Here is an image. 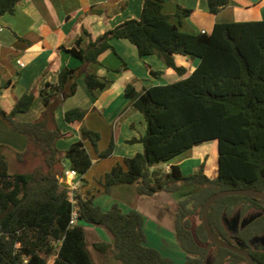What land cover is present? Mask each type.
<instances>
[{"label": "trees", "instance_id": "trees-1", "mask_svg": "<svg viewBox=\"0 0 264 264\" xmlns=\"http://www.w3.org/2000/svg\"><path fill=\"white\" fill-rule=\"evenodd\" d=\"M21 1L0 0V17L14 13ZM167 1L143 0L139 18L107 30L85 49L73 48L70 52L82 63L63 68L56 83H46L40 90L44 110L38 119H16L32 107L33 92L22 94L9 112L0 106V121L27 140L26 150L15 156L28 167L10 173L5 147L0 145V264H95L84 223L108 233V242H94L92 247L119 264H173L170 257L147 244L145 219L138 211L125 212L116 203L103 210L94 195L75 192L71 196L61 185L64 163L78 175L90 169L93 161L84 141L89 140L96 149L99 134L82 127L81 140L60 151L57 142L70 133L60 130L55 111L75 94L81 76L92 93L107 86L108 81L87 71V66L99 63L104 52H115L110 43L113 39L128 40L141 58L157 56L179 76L186 74V68L176 62L175 55L198 59L199 63L189 76L173 83L141 92L133 84L126 86L125 96L146 123L144 135L129 142L141 143L143 151L125 158L124 165L113 166L100 180L102 191L111 194L117 187L133 185L139 196L184 192L175 215V239L185 254L183 264H247L242 256L209 241L201 213L205 201L219 191L264 192V20L218 22L211 33H187L163 12ZM206 1L211 14L229 4V0ZM191 12L178 6L175 16L182 23ZM121 68H126V63ZM151 74L160 75L161 71ZM85 115L79 108L67 110L64 121L80 124ZM213 140L218 154L215 177L206 174L204 163L188 175L178 165L163 168L193 147ZM113 149L111 140L100 157L110 156ZM74 210L78 222L71 225ZM254 211L259 215L245 222ZM236 213L242 225L231 233L225 219ZM195 216L199 224L194 223ZM208 219L216 237L246 249L254 264H264V248L252 244L264 237L262 200L221 198L211 205Z\"/></svg>", "mask_w": 264, "mask_h": 264}, {"label": "crops", "instance_id": "crops-1", "mask_svg": "<svg viewBox=\"0 0 264 264\" xmlns=\"http://www.w3.org/2000/svg\"><path fill=\"white\" fill-rule=\"evenodd\" d=\"M142 4L143 0H22L14 13L0 17L1 108L9 112L22 94L33 92L35 100L32 107L26 113L17 114L16 119L20 122L38 119L44 110L39 95L40 90L46 83H56L63 68H76L82 63L70 51L77 47L85 49L90 41H95L107 30L125 20L139 18ZM178 6L192 11L190 17H186V27L183 22L179 23L178 20L177 22L184 28L181 31L193 34L202 31L211 33L214 24L218 22L264 20V0H229L228 6L217 14L209 12L206 0H170L164 4L163 12L170 15L171 22L177 26L174 17ZM194 17L199 21L195 24L193 21L190 23L189 20ZM203 20L207 22L202 23ZM78 40H80L79 44H77ZM110 43L115 52L106 51L100 55L99 63L87 66V71L106 79L107 86L101 91L92 93L87 88L84 76H81L75 94L66 98L55 111V121L60 130L70 133L69 137L57 142L60 151H66L73 143L81 140L82 127L99 134L96 149L89 140L84 141L93 164L85 174L76 177V181H79L77 192L82 195H94L96 203L94 190H98L90 188L94 183L92 179L103 178L113 166L124 165L125 158L143 151L141 143L129 142L144 135L146 123L143 115L125 96L126 86L133 84L136 90L141 92L152 86L173 83L189 76L199 63L198 59L175 55L176 62L186 68V74L179 76L168 69L163 60L155 55L141 58L136 47L128 40L113 39ZM123 63H126V68L122 69ZM151 71H161V74L155 76ZM75 108L85 110V118L80 124H67L64 121V113ZM12 131L0 126V132L7 133L8 139L12 141H0V145L14 154L25 151L26 138ZM111 140L114 142L112 154L101 158L100 154L107 150ZM208 143L193 147L163 165V168L168 170L170 166L178 165L182 173L188 175L197 172L204 163L206 174L211 178L215 177L218 154L213 152L211 156L206 146ZM63 168L70 166L64 163ZM61 185L66 187L64 179ZM124 188L126 187L123 186V193L130 194V190ZM127 202L128 204H123L121 207L123 211L134 209L144 216L147 244L170 257L173 264L175 257L179 258L177 264H183L185 254L180 250L175 239L176 211L173 220L169 222L160 214L163 205L143 206L133 199ZM109 208L102 207L103 210ZM83 225L87 236L91 233L92 243L110 240L108 233L102 228L85 223ZM89 239L88 237V241ZM101 257L109 258V256ZM103 264H107L106 260Z\"/></svg>", "mask_w": 264, "mask_h": 264}, {"label": "rangeland", "instance_id": "rangeland-1", "mask_svg": "<svg viewBox=\"0 0 264 264\" xmlns=\"http://www.w3.org/2000/svg\"><path fill=\"white\" fill-rule=\"evenodd\" d=\"M174 18L176 20V23L178 24L179 29L183 30L184 28H182V25H180L178 23L179 22L178 18L177 17H174ZM177 20H178V22H177ZM190 21H193L194 22L193 24H195V22H198L199 19L194 17V18H192V20H189V22ZM182 22H183V25H185V27H186L187 18L186 17L183 18ZM206 22H207V20H203L202 21V23H206ZM190 25L193 26L192 24H190ZM0 126H3L4 128L8 129L9 131H12V129H10L2 121H0ZM15 135H16V133H15ZM18 135H20V134H18ZM8 138L9 137H8L7 133L0 132V141L12 142ZM211 143L213 144V146H211ZM211 143L206 144V146L208 147V151H209V153L212 156L213 152H215L217 154V142L213 140V141H211ZM4 152L7 155V159H8V162H9V171H10V173L21 172V171L26 170L28 168V167L22 166L17 161L15 154L13 152H11L9 149H5ZM28 166H29V168L32 167L31 164L28 165ZM28 170H30V169H28ZM101 179L102 178H99V177L93 178L92 181L94 183H93V185H91L90 188L91 189L92 188H95V189L97 188L98 191L94 190L95 191V195H96V199H97L96 201L103 208H109L114 203L118 204L120 207H123V204H128L127 200L130 201V199L131 200L133 199L134 201H138V204L143 205V206L144 205H151V204H153V205H159L160 204V205H163V207H162L163 209H161L160 214H162L166 218L165 220H167L169 222H171V220H173L174 212L177 210V201L179 199H181L184 196V194H185L184 192L181 191V192H177V193H174V194H169V193L165 192L164 194L156 193V194L151 195V196H139L136 193L135 187L133 185L125 186L126 188H124V189H129L130 190V194H128L126 192L123 193V186L115 188L112 191L111 194H106L104 192H101L102 191V185L100 184V180ZM90 188H88V189L90 190ZM133 188H134V190H133ZM158 194H160V195L157 196ZM256 215H259V212L254 211V212L248 214V216L245 218V222L252 220V218H254ZM194 223L195 224H199L200 223V219L197 216L194 217ZM225 223H226V226L230 230L231 233H235L236 229L239 226L242 225V223H240L238 213H236L231 219H225ZM88 237L90 238L89 239V244H90V248L89 249H90V252L92 254V258H93L95 264H99V263L103 264L105 262V260H106L107 264H119L116 260L112 259L111 256H109V258H107V259L102 258L101 257L102 254H100L99 252L94 250V248L92 247V244H93L92 240L93 239H91L92 238L91 233H88ZM253 243H254L253 246H255L257 248L258 247L259 248H264V238H260L259 240L255 239L252 242V244ZM175 259L176 260H175L174 264L179 263V258L175 257Z\"/></svg>", "mask_w": 264, "mask_h": 264}, {"label": "water", "instance_id": "water-1", "mask_svg": "<svg viewBox=\"0 0 264 264\" xmlns=\"http://www.w3.org/2000/svg\"><path fill=\"white\" fill-rule=\"evenodd\" d=\"M227 196L256 197V198H259L260 200H262L264 202V192L259 191V190H254V189L222 190V191H219L217 193L212 194L205 201L204 207H203L202 213H201V220H202L203 228H204V231H205V233H206V235H207V237L211 243H213L217 247L228 249L231 252L242 256L247 261V264H254V259H253L252 255L246 249H243V248L234 246L232 244H229L225 241H222L221 239H219L218 237L215 236V234L213 233V231L210 227L209 219H208V213H209V209H210L211 205L215 201H217L221 198L227 197Z\"/></svg>", "mask_w": 264, "mask_h": 264}, {"label": "built area", "instance_id": "built-area-1", "mask_svg": "<svg viewBox=\"0 0 264 264\" xmlns=\"http://www.w3.org/2000/svg\"><path fill=\"white\" fill-rule=\"evenodd\" d=\"M1 31V27H0ZM202 33H205V31H202ZM22 66V64H21ZM78 176V173L76 170L72 168H66L64 170V180L66 181V188L70 191L71 196L79 189V181H76V177ZM78 222V216L76 210L73 211L70 224L75 225Z\"/></svg>", "mask_w": 264, "mask_h": 264}]
</instances>
